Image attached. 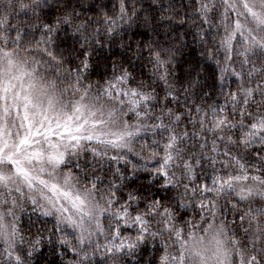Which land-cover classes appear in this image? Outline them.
I'll use <instances>...</instances> for the list:
<instances>
[{
    "label": "snow or ice",
    "instance_id": "6c2138e0",
    "mask_svg": "<svg viewBox=\"0 0 264 264\" xmlns=\"http://www.w3.org/2000/svg\"><path fill=\"white\" fill-rule=\"evenodd\" d=\"M181 7L0 0V264H264V0Z\"/></svg>",
    "mask_w": 264,
    "mask_h": 264
},
{
    "label": "trees",
    "instance_id": "16d2710c",
    "mask_svg": "<svg viewBox=\"0 0 264 264\" xmlns=\"http://www.w3.org/2000/svg\"><path fill=\"white\" fill-rule=\"evenodd\" d=\"M98 2H104L109 4L111 0H98ZM161 3L164 7H167L169 0H156L153 3V0H143V7L145 11H147L150 15L155 17L154 24L160 25L157 28L156 32H153L150 28L143 25L142 23L137 22V24L132 25L131 27H125L121 30V35L116 38L115 41L111 42L110 47H106L103 51V55L108 56L109 59H132L133 62L137 65V72L144 71L147 72L148 68H141V61L135 59L132 51H129L126 47L128 44H131L133 48L137 41L147 40L151 37L154 40H159L163 43L166 38L171 37L174 34H178L183 32L188 24H181L180 18L184 15V9L181 7V0H175V7L180 12L179 17H174L171 21L161 20ZM186 3V0H185ZM91 15L92 13H87ZM144 15V12H141V17ZM169 25L175 29V33L169 30ZM191 38L189 37V40ZM121 40L123 41L125 47L121 46ZM199 50L195 47V45L190 44L188 48L183 49V56L181 57L183 60H194L198 58ZM150 67V66H149ZM26 222V221H25ZM148 253H145L147 255ZM59 256H53L49 247L45 245L41 248L40 253L36 258L33 259V264H57L59 261Z\"/></svg>",
    "mask_w": 264,
    "mask_h": 264
}]
</instances>
